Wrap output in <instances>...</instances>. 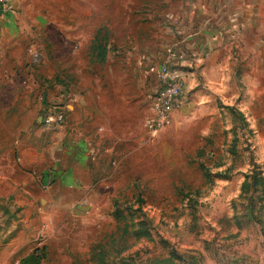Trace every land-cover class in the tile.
<instances>
[{"label":"rangeland","instance_id":"1","mask_svg":"<svg viewBox=\"0 0 264 264\" xmlns=\"http://www.w3.org/2000/svg\"><path fill=\"white\" fill-rule=\"evenodd\" d=\"M11 7L0 13V264L34 252L39 264L264 256L258 55L250 66L237 51L219 68L186 71L185 106L152 134L143 127L155 90L147 67L171 38L173 0H11ZM81 105L97 116L86 113L79 125ZM47 109L63 113L64 124L40 127ZM72 130L83 135L88 168L66 152ZM65 171L81 190L55 184Z\"/></svg>","mask_w":264,"mask_h":264},{"label":"crops","instance_id":"2","mask_svg":"<svg viewBox=\"0 0 264 264\" xmlns=\"http://www.w3.org/2000/svg\"><path fill=\"white\" fill-rule=\"evenodd\" d=\"M173 7L174 12L168 20L175 25L172 27L173 32H170V40L161 49L159 61L169 59L167 52L169 50L180 58L176 64L182 70L197 73L219 68L225 57L235 55L238 51V54L245 58L244 63H247V66L255 55H258L264 63V0H173ZM251 62L253 63V60ZM250 69H254V66ZM83 106L81 105L82 109H85ZM90 108L85 109L82 117L77 113L79 117L76 124L80 125L86 121L87 117L84 115L86 113L89 115L88 119L92 117L95 119L96 111H91ZM37 121L40 125L39 118ZM45 131L43 130V133ZM72 131L75 133L74 140L72 143L66 142V144L70 143L72 149L66 146V152L72 155L75 166L88 168V162L83 161L85 142L80 139L83 135L78 130ZM42 160L35 161L39 163ZM106 165L107 163L101 162L98 166L104 168ZM46 172L47 170H43V175H46ZM72 177V172L65 171L61 176H55V184L64 187L62 190L66 192L77 185V191L81 190V184ZM13 243L14 241H8L7 245L10 247ZM254 260L264 264L263 255L254 258L244 257L234 264H255ZM196 264L220 263L213 258L205 257V261L201 259V262Z\"/></svg>","mask_w":264,"mask_h":264},{"label":"built area","instance_id":"3","mask_svg":"<svg viewBox=\"0 0 264 264\" xmlns=\"http://www.w3.org/2000/svg\"><path fill=\"white\" fill-rule=\"evenodd\" d=\"M11 0H0V13L6 14L11 10ZM169 53V59L147 67V75L155 81V90L150 94L148 114L144 119L143 127L148 133H156L166 127L176 113L185 106L186 76L176 62L178 56ZM38 56L33 54V61ZM40 126L46 131H52L64 124V115L52 109L45 110L39 117Z\"/></svg>","mask_w":264,"mask_h":264},{"label":"trees","instance_id":"4","mask_svg":"<svg viewBox=\"0 0 264 264\" xmlns=\"http://www.w3.org/2000/svg\"><path fill=\"white\" fill-rule=\"evenodd\" d=\"M99 56H100L101 60H103L104 52L101 51ZM43 250H44V248L41 249V252ZM39 256H41V254L38 255L37 253L34 252V253L30 254L26 259L21 260V263H19V264H39L40 261L42 260V257H39ZM163 264H173V263L171 261L167 260Z\"/></svg>","mask_w":264,"mask_h":264}]
</instances>
